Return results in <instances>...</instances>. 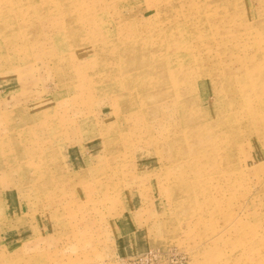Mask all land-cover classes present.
<instances>
[{"label":"rangeland","instance_id":"rangeland-1","mask_svg":"<svg viewBox=\"0 0 264 264\" xmlns=\"http://www.w3.org/2000/svg\"><path fill=\"white\" fill-rule=\"evenodd\" d=\"M148 248L264 264V0H0V264Z\"/></svg>","mask_w":264,"mask_h":264},{"label":"built area","instance_id":"built-area-1","mask_svg":"<svg viewBox=\"0 0 264 264\" xmlns=\"http://www.w3.org/2000/svg\"><path fill=\"white\" fill-rule=\"evenodd\" d=\"M183 255L176 250L148 248L135 255L117 258V264H182Z\"/></svg>","mask_w":264,"mask_h":264},{"label":"crops","instance_id":"crops-1","mask_svg":"<svg viewBox=\"0 0 264 264\" xmlns=\"http://www.w3.org/2000/svg\"><path fill=\"white\" fill-rule=\"evenodd\" d=\"M126 251H127V252H126ZM126 251H125V253H122L123 256H131V255H135V254H137V253H140V252H142V251H145V249L142 250V251H138V252H133V251H131V250H129V249H127Z\"/></svg>","mask_w":264,"mask_h":264},{"label":"bare ground","instance_id":"bare-ground-1","mask_svg":"<svg viewBox=\"0 0 264 264\" xmlns=\"http://www.w3.org/2000/svg\"><path fill=\"white\" fill-rule=\"evenodd\" d=\"M259 113V112H258Z\"/></svg>","mask_w":264,"mask_h":264}]
</instances>
